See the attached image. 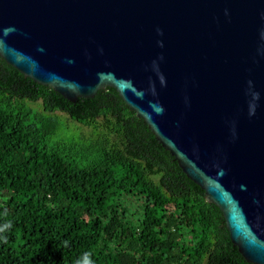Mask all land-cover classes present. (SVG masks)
<instances>
[{"label":"water","instance_id":"1","mask_svg":"<svg viewBox=\"0 0 264 264\" xmlns=\"http://www.w3.org/2000/svg\"><path fill=\"white\" fill-rule=\"evenodd\" d=\"M0 55L71 101L114 87L264 264V0H0Z\"/></svg>","mask_w":264,"mask_h":264},{"label":"trees","instance_id":"2","mask_svg":"<svg viewBox=\"0 0 264 264\" xmlns=\"http://www.w3.org/2000/svg\"><path fill=\"white\" fill-rule=\"evenodd\" d=\"M0 264L253 263L114 87L71 101L0 55Z\"/></svg>","mask_w":264,"mask_h":264},{"label":"rangeland","instance_id":"3","mask_svg":"<svg viewBox=\"0 0 264 264\" xmlns=\"http://www.w3.org/2000/svg\"><path fill=\"white\" fill-rule=\"evenodd\" d=\"M136 209V207H132V210H135Z\"/></svg>","mask_w":264,"mask_h":264}]
</instances>
